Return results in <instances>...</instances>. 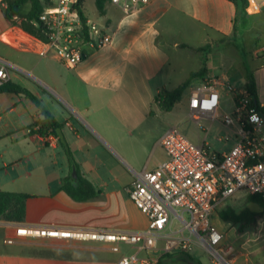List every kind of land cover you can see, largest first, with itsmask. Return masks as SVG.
I'll return each instance as SVG.
<instances>
[{
	"label": "crops",
	"instance_id": "1",
	"mask_svg": "<svg viewBox=\"0 0 264 264\" xmlns=\"http://www.w3.org/2000/svg\"><path fill=\"white\" fill-rule=\"evenodd\" d=\"M1 1L0 44L15 53L7 58L0 53L14 70L8 84L35 95L63 125L61 138L97 194L77 202L63 190L64 181L77 177L60 139L47 141L32 131L42 115L25 94L1 93L0 191L30 198L22 223L0 220V264H96L81 255L95 254L104 247L97 242L67 244L56 241L63 239H50L53 241L47 244L18 236L16 229L127 232L101 227L102 217L111 213L119 198L121 180L113 163L116 160L130 170L126 173L129 182L123 187L129 197L128 189L138 174L152 171L167 160L160 141L176 126L166 120L176 106L163 112L155 98L162 89L178 88L202 67L203 59L206 78L225 76L240 90L247 88L248 73H252L259 101L263 102L264 8L259 12L247 10L236 22L233 0H152L130 15L110 2L100 13L95 0L100 18L86 9L88 16L107 28L112 41L100 50L86 49L82 61L68 68L37 37L11 26ZM247 58L256 65L252 71ZM156 128L163 133L155 142L162 155L154 160L147 158L144 150ZM146 227L147 220L141 230ZM9 238L15 243L7 244ZM121 257L106 262L100 256L99 262L115 264Z\"/></svg>",
	"mask_w": 264,
	"mask_h": 264
},
{
	"label": "built area",
	"instance_id": "2",
	"mask_svg": "<svg viewBox=\"0 0 264 264\" xmlns=\"http://www.w3.org/2000/svg\"><path fill=\"white\" fill-rule=\"evenodd\" d=\"M151 1L109 0L126 15L142 10ZM43 2L45 10L35 24L42 26L45 40L38 39L66 67L81 62L86 49L100 50L111 43L112 34L105 26L81 18L79 0ZM247 3L250 12L264 8V0ZM11 70L12 65L0 57V88L10 82ZM187 90L188 114L203 133V140L196 143L178 126L169 128L160 141L167 160L152 171L138 174L132 182L129 199L147 218L144 230L92 232L21 226L16 234L30 239L105 243L116 253L121 245L137 249V253L123 255L115 264H157L160 257L141 258L139 254L187 253L193 246L208 253L210 264H233L229 260L232 248L222 247L223 235L211 216L239 192L260 196L264 201V102L254 105L247 88L238 89L225 76L205 77ZM226 98L232 108L222 113ZM215 122L228 130L216 139L231 145L224 151L211 148L206 141ZM43 137L47 141L58 139L52 134ZM5 242L14 244L15 239Z\"/></svg>",
	"mask_w": 264,
	"mask_h": 264
},
{
	"label": "rangeland",
	"instance_id": "3",
	"mask_svg": "<svg viewBox=\"0 0 264 264\" xmlns=\"http://www.w3.org/2000/svg\"><path fill=\"white\" fill-rule=\"evenodd\" d=\"M86 9L88 12L93 14L96 19L100 18L99 14L95 9V0H86ZM236 45L239 46L240 42L236 41ZM226 52V51H225ZM0 53H2L6 58L9 57L8 55L15 54L13 50H11L8 46H3L0 44ZM259 56V54H258ZM248 63V69L251 71L255 68L256 65L250 60L246 59ZM14 71V70H11ZM16 72V71H15ZM20 73V72H18ZM22 75L31 80L29 75L22 72ZM263 83L261 84V100L264 102V77ZM189 97V90L186 89L184 92L181 101L175 105L176 107L173 110V113L166 119L170 120L171 125L178 126L181 131L186 134L192 141L199 143L203 140V133L197 128L196 124L190 119L188 110H187V102ZM223 106L221 112L224 113L226 111L231 110V103L228 98L223 101ZM162 122V120H161ZM207 124V122H205ZM228 132V130L220 125L219 122H215L212 125V132L207 137V143L211 146V148L217 151H224L228 149L231 145H224L220 144L216 141L218 136H223ZM161 128H156L152 131L150 140L147 141L149 147L144 150V155L147 158L154 159L156 156L162 155V151L160 148L155 146V142L157 139L162 136ZM154 155V157H153ZM113 167L115 171H118L117 174L120 178L119 187V198L114 203V207L111 213L102 217V228L107 230L113 231H133V230H141L146 225V217L144 214L133 204V202L129 199L123 187L127 182H129V178H127V174L130 170H127L125 165L118 164L115 160L113 163ZM128 171V172H127ZM248 194L246 192H239L232 196L228 201L223 203L216 212L211 216V222L214 226H216L219 231L223 235L222 247L232 248V252L229 255V260L233 264H264V218L258 223V226L254 229L246 230L244 232H239L238 227L234 226L230 222L223 221L219 213L228 209L232 208L236 212H240L244 209H250L252 211H259L257 205L250 203L247 199ZM101 219V218H100ZM176 229L180 228V224H176ZM54 240V239H53ZM53 240L50 239H40L37 240L38 242H45L49 244ZM59 242H64L67 244H71L74 242H69L66 240H56ZM99 243V242H97ZM100 245L104 246L101 247L95 254L93 253H82L81 258L86 259L90 257L94 259L93 262L96 264H103L104 261L114 260L122 255H132L137 253V249L128 245H121L120 252L116 253L110 250L111 247L105 243H99ZM109 247V248H107ZM43 248H51L48 245H44ZM52 249V248H51ZM35 252L37 250L34 249ZM43 251V250H42ZM38 253V252H37ZM42 253V252H41ZM193 261L199 264H210V258L208 253L201 249L200 247L193 246L187 253ZM97 256V257H96ZM100 256L104 257L103 262H99ZM141 258L145 257H155L163 259V263L169 262L172 263L178 260L180 257H183L181 253H172L169 254V257L166 255H162L161 252H149L143 251L139 254ZM159 259V260H160Z\"/></svg>",
	"mask_w": 264,
	"mask_h": 264
},
{
	"label": "trees",
	"instance_id": "4",
	"mask_svg": "<svg viewBox=\"0 0 264 264\" xmlns=\"http://www.w3.org/2000/svg\"><path fill=\"white\" fill-rule=\"evenodd\" d=\"M237 8L236 22L239 21L247 14V0H233ZM109 0H96L97 10L101 13L104 10L105 4ZM45 3L43 0H2L1 9L5 16V19L11 26H18L28 34H31L37 38L43 39V30L41 25L35 23L39 21V17L45 10ZM77 9L80 12L81 18L86 20L89 18L86 10V0H79ZM205 49H198L199 52ZM207 74L206 60H202V67L190 75V77L182 83L178 88L174 90L162 89L156 96L155 101L158 107L163 112H170L175 105L181 101V98L193 83L199 79L204 78ZM247 91L252 99V103L256 105L259 102L255 79L252 73H248ZM11 84H7L0 88V94L5 92L23 93L29 99H31L39 108L42 115V119L37 121L32 128H37L36 132L40 136L54 135L58 137L63 144L66 154L70 161L72 170L75 169L77 178L72 177L71 181L63 182V190L75 201L85 202L96 197L97 191L90 181L83 177L80 173L79 167L75 163V160L69 151L68 145L61 138V131L63 125L60 124L54 116L46 109L41 100L28 90L20 87H11ZM30 198L29 195L21 193H11L0 191V220H4L11 223H22L26 215V202ZM247 199L250 203L258 206L259 211H252L250 209H244L240 212H236L232 208H228L219 213L220 218L225 222H230L234 226L238 227L239 232L254 229L258 226V223L264 218V201L260 196L248 194ZM183 258L192 264H199L193 261L187 254L181 253ZM169 257V254L166 255ZM157 264H164L163 259H160Z\"/></svg>",
	"mask_w": 264,
	"mask_h": 264
},
{
	"label": "flooded vegetation",
	"instance_id": "5",
	"mask_svg": "<svg viewBox=\"0 0 264 264\" xmlns=\"http://www.w3.org/2000/svg\"><path fill=\"white\" fill-rule=\"evenodd\" d=\"M164 264H192L191 262L185 260L183 257H180L178 260L172 262V263H169V262H166Z\"/></svg>",
	"mask_w": 264,
	"mask_h": 264
},
{
	"label": "water",
	"instance_id": "6",
	"mask_svg": "<svg viewBox=\"0 0 264 264\" xmlns=\"http://www.w3.org/2000/svg\"><path fill=\"white\" fill-rule=\"evenodd\" d=\"M73 176H74V177H77V173H76L75 170H74V172H73Z\"/></svg>",
	"mask_w": 264,
	"mask_h": 264
},
{
	"label": "bare ground",
	"instance_id": "7",
	"mask_svg": "<svg viewBox=\"0 0 264 264\" xmlns=\"http://www.w3.org/2000/svg\"><path fill=\"white\" fill-rule=\"evenodd\" d=\"M5 39H6L7 41H9V38H8V37H5Z\"/></svg>",
	"mask_w": 264,
	"mask_h": 264
}]
</instances>
